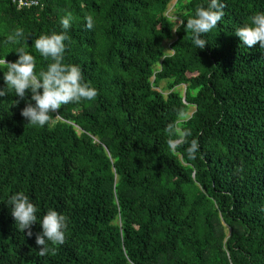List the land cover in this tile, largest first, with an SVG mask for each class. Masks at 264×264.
Returning a JSON list of instances; mask_svg holds the SVG:
<instances>
[{
    "label": "trees",
    "instance_id": "trees-1",
    "mask_svg": "<svg viewBox=\"0 0 264 264\" xmlns=\"http://www.w3.org/2000/svg\"><path fill=\"white\" fill-rule=\"evenodd\" d=\"M37 1L0 0V264H264V0Z\"/></svg>",
    "mask_w": 264,
    "mask_h": 264
},
{
    "label": "rangeland",
    "instance_id": "rangeland-1",
    "mask_svg": "<svg viewBox=\"0 0 264 264\" xmlns=\"http://www.w3.org/2000/svg\"><path fill=\"white\" fill-rule=\"evenodd\" d=\"M175 1H176V0H171L169 6H168V8H167V13H168V15L171 16L170 18H171L172 20H174L176 23H178V22H179L178 18H177L176 16L173 15V12L175 11V7H174ZM171 41H172L171 39H165V40L163 41L164 46H165V50H166L167 53H171L170 48H169V43H170ZM161 85H163V83H162ZM184 88H185L184 85H180V86L177 87V90H179L180 93H181L182 95H184ZM193 111H194V108L191 107V108L189 109L188 113H187V117L190 116V115L192 114Z\"/></svg>",
    "mask_w": 264,
    "mask_h": 264
},
{
    "label": "built area",
    "instance_id": "built-area-1",
    "mask_svg": "<svg viewBox=\"0 0 264 264\" xmlns=\"http://www.w3.org/2000/svg\"><path fill=\"white\" fill-rule=\"evenodd\" d=\"M12 2L17 6V8H28L38 5L37 0H12Z\"/></svg>",
    "mask_w": 264,
    "mask_h": 264
}]
</instances>
